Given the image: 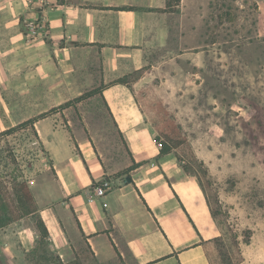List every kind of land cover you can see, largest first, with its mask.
I'll return each mask as SVG.
<instances>
[{"label":"crops","instance_id":"0c3cea01","mask_svg":"<svg viewBox=\"0 0 264 264\" xmlns=\"http://www.w3.org/2000/svg\"><path fill=\"white\" fill-rule=\"evenodd\" d=\"M167 1L0 0V107L29 121L49 167L29 186L36 212L51 244L98 264H222L211 201L158 145L200 55V0ZM30 19L47 35L31 39Z\"/></svg>","mask_w":264,"mask_h":264},{"label":"rangeland","instance_id":"374dc122","mask_svg":"<svg viewBox=\"0 0 264 264\" xmlns=\"http://www.w3.org/2000/svg\"><path fill=\"white\" fill-rule=\"evenodd\" d=\"M196 16L200 55L190 59V91L180 92L185 106L159 118L175 122V140L183 141L172 146L160 134L159 142L170 145L211 201L222 231L220 262L264 264V0H200ZM18 118L16 109L0 107V202L14 210L21 209L17 184L31 186L49 169L43 147ZM38 216L0 227V264H98L78 243L55 246L41 237Z\"/></svg>","mask_w":264,"mask_h":264},{"label":"trees","instance_id":"16d2710c","mask_svg":"<svg viewBox=\"0 0 264 264\" xmlns=\"http://www.w3.org/2000/svg\"><path fill=\"white\" fill-rule=\"evenodd\" d=\"M179 0H168L167 1V7L170 8L173 4H176ZM29 121H27L28 123ZM179 126L173 122L171 119H166L163 122V127L157 128L158 135H163L167 137L168 141H173L172 146L179 145L183 139L177 138L175 140V135L178 134ZM169 143V142H168ZM170 144V143H169ZM170 151V145L161 144V153L169 152ZM17 189L20 192V201H21V209H12L11 207H8L5 202H0V227H3L7 224H9L13 220H17L23 216L34 214L37 210V207L35 205L34 197L32 195V192L28 186V184L25 181H20L17 184ZM36 222V228L40 233V236L43 238L48 237V231L45 226V223L43 222L42 218L38 216L35 218Z\"/></svg>","mask_w":264,"mask_h":264},{"label":"built area","instance_id":"2783aa9c","mask_svg":"<svg viewBox=\"0 0 264 264\" xmlns=\"http://www.w3.org/2000/svg\"><path fill=\"white\" fill-rule=\"evenodd\" d=\"M26 30L28 31L31 39L40 35H47V27L40 20H28L26 23ZM159 147L161 148V143L159 142ZM111 182L110 180L103 178L99 182L94 183L92 186V194L96 196H101L105 194V192L110 188Z\"/></svg>","mask_w":264,"mask_h":264}]
</instances>
